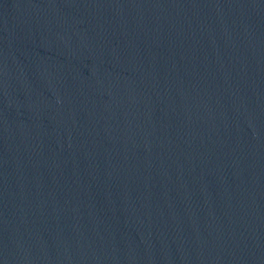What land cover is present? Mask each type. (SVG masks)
Returning a JSON list of instances; mask_svg holds the SVG:
<instances>
[{"label": "water", "instance_id": "95a60500", "mask_svg": "<svg viewBox=\"0 0 264 264\" xmlns=\"http://www.w3.org/2000/svg\"><path fill=\"white\" fill-rule=\"evenodd\" d=\"M0 264H264V0H0Z\"/></svg>", "mask_w": 264, "mask_h": 264}]
</instances>
